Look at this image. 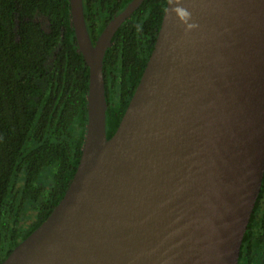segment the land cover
Wrapping results in <instances>:
<instances>
[{
	"label": "water",
	"instance_id": "95a60500",
	"mask_svg": "<svg viewBox=\"0 0 264 264\" xmlns=\"http://www.w3.org/2000/svg\"><path fill=\"white\" fill-rule=\"evenodd\" d=\"M131 2L91 41L81 154L62 198L0 264H237L264 176V0H167L107 137L102 62Z\"/></svg>",
	"mask_w": 264,
	"mask_h": 264
},
{
	"label": "trees",
	"instance_id": "16d2710c",
	"mask_svg": "<svg viewBox=\"0 0 264 264\" xmlns=\"http://www.w3.org/2000/svg\"><path fill=\"white\" fill-rule=\"evenodd\" d=\"M166 1L144 0L105 52L107 137L142 75ZM130 2L83 0L92 42ZM87 89L69 0H0V263L67 189L81 154Z\"/></svg>",
	"mask_w": 264,
	"mask_h": 264
},
{
	"label": "flooded vegetation",
	"instance_id": "af4514ba",
	"mask_svg": "<svg viewBox=\"0 0 264 264\" xmlns=\"http://www.w3.org/2000/svg\"><path fill=\"white\" fill-rule=\"evenodd\" d=\"M261 189L241 243L237 264H264V176Z\"/></svg>",
	"mask_w": 264,
	"mask_h": 264
},
{
	"label": "rangeland",
	"instance_id": "374dc122",
	"mask_svg": "<svg viewBox=\"0 0 264 264\" xmlns=\"http://www.w3.org/2000/svg\"><path fill=\"white\" fill-rule=\"evenodd\" d=\"M20 184V182H18V185ZM25 218H28V215L25 216ZM28 224V223H27Z\"/></svg>",
	"mask_w": 264,
	"mask_h": 264
}]
</instances>
